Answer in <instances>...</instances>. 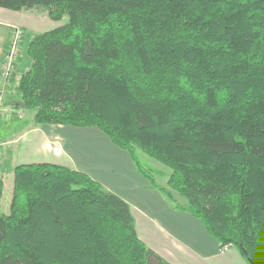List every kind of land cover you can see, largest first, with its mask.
Wrapping results in <instances>:
<instances>
[{
  "label": "trees",
  "instance_id": "16d2710c",
  "mask_svg": "<svg viewBox=\"0 0 264 264\" xmlns=\"http://www.w3.org/2000/svg\"><path fill=\"white\" fill-rule=\"evenodd\" d=\"M0 7L64 20L30 35L31 62L14 86L33 125L98 128L219 247L264 264V0ZM12 99L5 105L21 108ZM139 152L168 172L145 166ZM0 264L171 263L139 239L120 196L85 172L41 162L14 166Z\"/></svg>",
  "mask_w": 264,
  "mask_h": 264
},
{
  "label": "crops",
  "instance_id": "0c3cea01",
  "mask_svg": "<svg viewBox=\"0 0 264 264\" xmlns=\"http://www.w3.org/2000/svg\"><path fill=\"white\" fill-rule=\"evenodd\" d=\"M60 24L27 10L0 7V59L12 27L22 28L26 41L21 43L23 53L16 63L15 72L19 77L31 62L27 55L30 36L25 38L26 31L31 35ZM7 117L6 121L2 117L5 133L0 138L4 169L13 172L18 164L46 162L85 172L129 204L139 239L171 264H248L234 247L220 252L217 241L207 233L201 221L175 209L161 192L149 186L129 153L113 144L98 128L64 124L35 126L31 115L25 124ZM2 186L1 182V198Z\"/></svg>",
  "mask_w": 264,
  "mask_h": 264
},
{
  "label": "rangeland",
  "instance_id": "374dc122",
  "mask_svg": "<svg viewBox=\"0 0 264 264\" xmlns=\"http://www.w3.org/2000/svg\"><path fill=\"white\" fill-rule=\"evenodd\" d=\"M29 12H33L36 13L38 15H40L43 18H48L46 15V10L44 8H35L32 10H27ZM66 19V18H65ZM49 21L52 22L51 19L48 18ZM64 20L59 21V23H63ZM16 28H19L21 30V36L17 41H16V54L14 55L15 58H12L11 61V68H10V78L8 83L5 85L4 90H0V122L2 121V117H3V121L5 120V118L7 117L8 119H13L16 123H28L30 121V115L32 114L30 111L22 109V108H10L8 106L5 105V101L8 98H14L16 100H19V96L15 93V89L14 86L16 84V81L19 77H17V72H15L16 69V63L18 61V58H20V56L22 55V49H21V43L24 40V35H23V30L22 28L18 27V26H13L11 33H10V38L8 40V44L6 49L3 50V53L1 55V59H0V73L2 72L3 68H4V60H6V56L9 52V48H10V42L12 41L11 36H12V32L13 30H15ZM32 34V33H31ZM30 36V33L26 31V35L25 38L27 39ZM28 42V40H27ZM11 77H13L11 79ZM0 84H1V74H0ZM10 112L9 115H4L5 113ZM14 114V115H12ZM2 121V122H3ZM6 121V120H5ZM5 133V127L3 124L0 125V138H3V135ZM139 157L141 162L147 166L150 167L151 169H153L156 173L159 172H163V173H167L168 172V168L165 167L164 165H162L161 163L151 159L150 157H148L147 155L143 154L142 152H139ZM0 179L2 182V198H1V207H0V212L1 213H8L9 208H10V201H11V190H12V182H13V172L9 171V168H3L2 167V159H1V153H0ZM155 179L158 183L160 184H164L165 183V179L166 177L164 175H155ZM179 200H181L179 198ZM231 246V245H230Z\"/></svg>",
  "mask_w": 264,
  "mask_h": 264
},
{
  "label": "built area",
  "instance_id": "2783aa9c",
  "mask_svg": "<svg viewBox=\"0 0 264 264\" xmlns=\"http://www.w3.org/2000/svg\"><path fill=\"white\" fill-rule=\"evenodd\" d=\"M22 37L21 36V30L19 28H16L15 30H13L12 32V36H11V39L12 41L10 42V48H9V52L6 56V60H4V68L2 70V72L0 73L1 74V84H0V90H4L5 88V85L8 83L9 81V78H10V75H11V72H10V68H11V61H12V58L14 57L15 58V54H16V48H15V45H16V41ZM0 153H1V150H0ZM231 246L229 244H225L221 247H219V251L220 252H224L226 250H228Z\"/></svg>",
  "mask_w": 264,
  "mask_h": 264
},
{
  "label": "water",
  "instance_id": "95a60500",
  "mask_svg": "<svg viewBox=\"0 0 264 264\" xmlns=\"http://www.w3.org/2000/svg\"><path fill=\"white\" fill-rule=\"evenodd\" d=\"M9 105H16V106H19V107H24V103L20 100H16V99H12V100H9L8 102ZM245 259L246 261L249 263V264H255L254 262L251 261V259L247 256L246 252H245Z\"/></svg>",
  "mask_w": 264,
  "mask_h": 264
}]
</instances>
